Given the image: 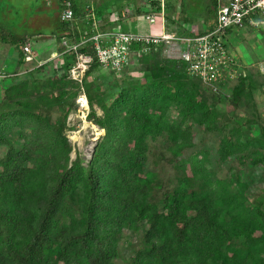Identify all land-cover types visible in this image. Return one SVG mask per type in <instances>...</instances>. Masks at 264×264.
Masks as SVG:
<instances>
[{
	"label": "trees",
	"instance_id": "16d2710c",
	"mask_svg": "<svg viewBox=\"0 0 264 264\" xmlns=\"http://www.w3.org/2000/svg\"><path fill=\"white\" fill-rule=\"evenodd\" d=\"M63 1L58 0L61 8ZM68 1L75 21L60 19L66 33L56 37L58 53L62 38L91 34L84 20L88 3ZM139 2L159 9V0H139L125 16L144 13ZM210 2L206 15L215 16L217 0ZM191 3L164 0L167 21H182L181 35L187 34L183 21ZM103 5L93 4L96 18L101 29H113L125 16L111 20ZM26 43L19 39L13 75L0 78V264H264V193L250 196L240 177L215 178L206 167V150L181 157L194 147L198 126L217 134L220 160L264 165V123L255 114L236 115L253 103L256 87L246 74H238L225 97L223 86L213 91L190 75L184 62L158 49L133 57L119 74L109 71L112 81L103 88L93 47L82 46L93 58L83 79L88 118L105 130L84 165L79 156L70 160L65 136L66 117L80 92L67 73L72 57L64 53L58 68L51 61L45 77L34 76L40 71L34 62L21 76ZM261 86L264 92V78ZM172 107L179 119H171ZM55 110L61 114L52 120ZM159 139L168 144L171 154L165 159L175 168L174 183L144 171L154 153L150 143ZM125 230L142 236L122 251Z\"/></svg>",
	"mask_w": 264,
	"mask_h": 264
},
{
	"label": "rangeland",
	"instance_id": "374dc122",
	"mask_svg": "<svg viewBox=\"0 0 264 264\" xmlns=\"http://www.w3.org/2000/svg\"><path fill=\"white\" fill-rule=\"evenodd\" d=\"M100 1L105 0H83L85 3L93 2L94 6L99 4ZM138 1L139 0H107L104 2L103 6L110 9L111 13L108 17L111 20H114L118 17L121 11L131 13ZM191 1L193 7H191V9H186V17L192 15V18L183 21V24L185 32L193 34L199 32L200 29L205 30L208 28L214 19L211 16H208V18L205 16L207 9L211 6L210 0ZM219 2H226V0H219ZM138 4L143 12L149 10L147 3L139 2ZM61 10L62 8L58 0H0V70L14 68L18 58L17 45H19V39L28 40L35 54L37 53L36 57L38 60H44L47 57H50V54L52 53V47L50 44L53 41L56 43L58 26L61 24ZM180 22L182 23V21ZM167 28L174 30V25L169 22ZM114 29L130 32H160L158 29L151 30V27L141 16L131 17L129 15L125 16L120 21H117ZM40 33L44 35L49 34L50 37H41ZM51 33H53V35H51ZM50 40H52V42L49 43L48 41ZM225 43L230 54L239 63V73L243 72V74H246L248 79L251 80L256 87L252 96L253 103L251 105L244 104V106H241L239 110L236 111V115H249V117L254 118L255 114L256 116L258 115L257 118L264 123V92L261 90L263 77L260 75L258 68L259 63L264 59V29L261 26L253 27L247 24L242 27L232 26L227 30ZM51 61L52 59H49L41 66L37 65L40 67V71L38 70V72H34L37 73L34 74V76L36 75L38 78H42L43 76L45 77L49 75L50 67L46 65L51 63ZM57 61L58 60L55 59L52 62V65H56ZM59 61L63 64L64 58ZM35 62L36 61H34V63ZM31 65V63H26L22 66L23 71L21 72V76L31 68ZM43 67L45 68L43 69ZM102 70L103 71L98 74L100 77L98 82L103 85V88H107V84L112 81L113 77L108 73L109 70ZM129 75L133 78L138 77L135 71H130ZM116 77H120V75H116ZM235 79L222 85V94L225 97L231 95V87L235 84ZM17 80L19 79L17 78ZM1 82L2 81H0V84ZM107 96L108 94L106 93L103 95V98L105 99ZM223 108V104L218 105V109L222 110ZM94 109L97 115H101V110L96 105H94ZM89 111V105L87 108H79L76 106V108L66 117L67 129L65 131V136L72 148L69 154L70 160L79 156L84 165L88 163L95 145L105 134L104 129L89 120ZM59 114H61V111L55 110V113L52 115V120L58 118L60 116ZM170 117L171 119L180 118L176 107H172ZM187 122L188 121H185V123ZM217 141V134L203 131L202 128L194 126V147L187 149L181 157L189 159V157L197 151L206 150L209 155L206 167L212 171V175L215 178L232 182L235 177H240L241 181L247 183V193L250 196L257 192L264 193V165L251 166L249 162L241 164L234 157L225 161L220 160L217 154ZM150 146L154 153L148 157V161L144 166V171H155L164 177L163 179H166L167 182L172 181L174 183L176 176L175 168H173V166L165 159L166 157L169 158L171 154L169 149H167L168 144L159 139L155 143H150ZM183 163V171L189 173V163ZM141 236L142 232H139L138 237L135 238L133 237L131 230H125L119 242L122 251L126 250L127 244L130 241L135 242ZM117 262L122 263L124 260L118 259Z\"/></svg>",
	"mask_w": 264,
	"mask_h": 264
},
{
	"label": "built area",
	"instance_id": "2783aa9c",
	"mask_svg": "<svg viewBox=\"0 0 264 264\" xmlns=\"http://www.w3.org/2000/svg\"><path fill=\"white\" fill-rule=\"evenodd\" d=\"M72 3L63 1L60 13L62 21L74 22ZM128 12L121 11L124 17ZM164 0H159L158 10H149L139 16L151 27L160 32H130L112 28L101 29L100 20L96 18L93 3L85 6L84 20L90 25V35L79 33L78 40L62 38L63 51L53 50L50 57L44 60L37 59V53L27 44L22 47L25 63L36 61L41 66L49 59L58 60L56 67H61L64 53L72 57L68 76L80 85V92L75 103L79 108H87L88 100L83 87L86 71L92 63V56L80 50L82 46L91 43L97 61L102 69L119 74L131 62L133 57L151 50L162 51L163 56L179 59L186 64L190 75L198 77L202 83L213 91L222 89L223 83L234 80L238 74V61L230 54L225 43L227 30L232 26L242 27L245 23L251 26L264 28V0H229L225 4H218L215 25L209 31H199L191 34H179L167 28V16ZM137 46V48L134 47ZM43 62V63H41ZM259 73L264 78V59L259 63ZM12 76L0 71V78ZM264 90V86H263Z\"/></svg>",
	"mask_w": 264,
	"mask_h": 264
},
{
	"label": "crops",
	"instance_id": "0c3cea01",
	"mask_svg": "<svg viewBox=\"0 0 264 264\" xmlns=\"http://www.w3.org/2000/svg\"><path fill=\"white\" fill-rule=\"evenodd\" d=\"M105 1H107V0H105ZM105 1H100V3L99 4H97V5H101L102 3H104ZM188 1V3L191 1V0H187ZM229 0H226V2H219V0H217V6H218V4H225V3H227ZM93 3V2H92ZM94 4V3H93ZM109 12H110V9H109ZM111 13V12H110ZM205 16H207L206 18H208V16L210 17H213V19H214V21L213 22H211V24H210V26H214V24H215V17H216V14H215V16L213 15V14H209V15H205ZM189 18L191 19L192 18V15H189ZM178 20H179V18H178ZM61 21V20H60ZM168 23H169V21H167ZM173 25H174V30H172V29H169V30H172V31H176V32H178L179 31V23H180V21H176V22H171ZM180 24H182V23H180ZM245 24H247V23H245ZM244 24V25H245ZM61 25V24H60ZM60 25L58 26V32H57V35H62V34H64V33H66L65 31H61V28H60ZM248 25V24H247ZM209 26V27H210ZM251 26V25H250ZM253 27H255V26H253ZM258 27V26H257ZM263 28V27H262ZM264 29V28H263ZM199 31H204V30H202V29H200ZM187 34H190V33H187ZM43 35V36H42ZM51 35H53V33H51ZM56 35V36H57ZM40 36L41 37H45V38H49L50 37V35L49 34H41L40 33ZM40 36H38V37H40ZM46 41V40H45ZM49 43L50 42H52V40H50V41H48ZM27 44V43H26ZM27 45H29L30 47H31V44L30 43H28ZM50 46L52 47V51L53 50H55V51H57L56 50V43L53 41L51 44H50ZM32 48V47H31ZM33 49V48H32ZM15 66H16V64H15ZM15 66H14V68H10V69H8V70H0V71H4V72H7V74H11L12 72H13V69H15Z\"/></svg>",
	"mask_w": 264,
	"mask_h": 264
},
{
	"label": "bare ground",
	"instance_id": "6f19581e",
	"mask_svg": "<svg viewBox=\"0 0 264 264\" xmlns=\"http://www.w3.org/2000/svg\"><path fill=\"white\" fill-rule=\"evenodd\" d=\"M74 133V132H73Z\"/></svg>",
	"mask_w": 264,
	"mask_h": 264
}]
</instances>
